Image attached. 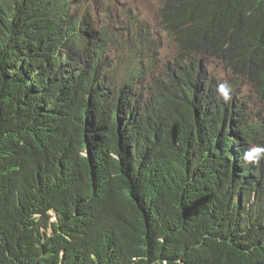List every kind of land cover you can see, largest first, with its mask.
Masks as SVG:
<instances>
[{
  "label": "trees",
  "instance_id": "16d2710c",
  "mask_svg": "<svg viewBox=\"0 0 264 264\" xmlns=\"http://www.w3.org/2000/svg\"><path fill=\"white\" fill-rule=\"evenodd\" d=\"M159 1L0 0V264H264V0Z\"/></svg>",
  "mask_w": 264,
  "mask_h": 264
},
{
  "label": "rangeland",
  "instance_id": "374dc122",
  "mask_svg": "<svg viewBox=\"0 0 264 264\" xmlns=\"http://www.w3.org/2000/svg\"><path fill=\"white\" fill-rule=\"evenodd\" d=\"M101 1H104V0H94V3L99 4ZM120 3L122 6H118V10H119L118 12H120L119 16L122 15V11H123V13L127 14V12L129 10H131L134 13L141 14L143 18L151 21L153 27L155 28V30L159 34L161 41H162V44H163L159 50L160 55L162 57V61L164 63H167L168 60H172L177 54V49H176L175 44L173 43L172 39L159 26L158 12H159L160 7H161L160 1L159 0H120ZM99 8H101V13H102V10H105L104 4L100 3ZM101 15L104 17V14H101ZM122 20H124L123 22H126V20H127L126 15L124 17H121V19L115 24V26H119V28L123 27L124 25H123V23H121ZM112 47L113 48L111 49V55L118 58L119 61H121V63L123 64V68H124L125 59H126L125 56L129 55V51H130L127 47V42H124V41H123V43H117L116 42L112 45ZM163 62H162V65L164 64ZM122 64H121V66H122ZM209 71L211 73H215L218 76V80L227 81L230 79L229 72L225 71V68L219 62L214 61L213 64H211V66L209 67ZM149 79H150V77H149ZM245 93H246V95L248 94L247 100H248V98H252L253 101H250V100H248V101L254 105V108H257L258 104H259V100L257 99V97L252 96L254 94L249 92V90L245 91ZM250 96H252V97H250Z\"/></svg>",
  "mask_w": 264,
  "mask_h": 264
},
{
  "label": "clouds",
  "instance_id": "9594fccd",
  "mask_svg": "<svg viewBox=\"0 0 264 264\" xmlns=\"http://www.w3.org/2000/svg\"><path fill=\"white\" fill-rule=\"evenodd\" d=\"M219 93L223 96L225 100L229 99L228 90L226 85H220L218 88ZM261 153H264V149L253 148L245 153V160L249 162L259 163L262 157Z\"/></svg>",
  "mask_w": 264,
  "mask_h": 264
},
{
  "label": "bare ground",
  "instance_id": "6f19581e",
  "mask_svg": "<svg viewBox=\"0 0 264 264\" xmlns=\"http://www.w3.org/2000/svg\"><path fill=\"white\" fill-rule=\"evenodd\" d=\"M108 3V2H107ZM145 72V71H144ZM143 73V72H142Z\"/></svg>",
  "mask_w": 264,
  "mask_h": 264
}]
</instances>
